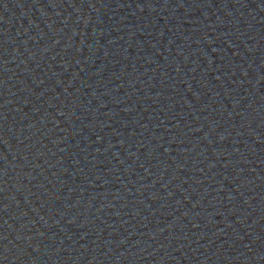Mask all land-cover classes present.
Returning a JSON list of instances; mask_svg holds the SVG:
<instances>
[{
    "label": "water",
    "instance_id": "1",
    "mask_svg": "<svg viewBox=\"0 0 264 264\" xmlns=\"http://www.w3.org/2000/svg\"><path fill=\"white\" fill-rule=\"evenodd\" d=\"M0 264H264V0H0Z\"/></svg>",
    "mask_w": 264,
    "mask_h": 264
}]
</instances>
